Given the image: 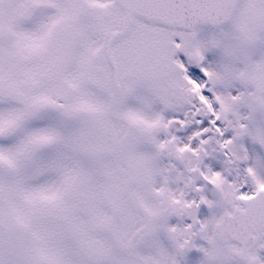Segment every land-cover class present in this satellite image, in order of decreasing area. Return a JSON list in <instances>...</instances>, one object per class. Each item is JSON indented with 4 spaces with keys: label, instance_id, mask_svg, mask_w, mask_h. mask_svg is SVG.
Here are the masks:
<instances>
[{
    "label": "snow or ice",
    "instance_id": "6c2138e0",
    "mask_svg": "<svg viewBox=\"0 0 264 264\" xmlns=\"http://www.w3.org/2000/svg\"><path fill=\"white\" fill-rule=\"evenodd\" d=\"M0 264H264V0H0Z\"/></svg>",
    "mask_w": 264,
    "mask_h": 264
}]
</instances>
